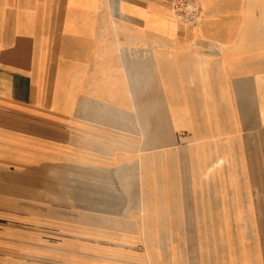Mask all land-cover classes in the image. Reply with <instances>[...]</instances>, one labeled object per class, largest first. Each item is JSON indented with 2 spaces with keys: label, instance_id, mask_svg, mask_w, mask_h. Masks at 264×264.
Here are the masks:
<instances>
[{
  "label": "crops",
  "instance_id": "1",
  "mask_svg": "<svg viewBox=\"0 0 264 264\" xmlns=\"http://www.w3.org/2000/svg\"><path fill=\"white\" fill-rule=\"evenodd\" d=\"M171 1L0 0V215L35 229L38 259L150 242L141 163L122 144L136 138L141 101L173 97L141 44L191 61L196 83H213L210 68L264 67L233 63L264 59V0H199L195 22L177 20Z\"/></svg>",
  "mask_w": 264,
  "mask_h": 264
},
{
  "label": "rangeland",
  "instance_id": "2",
  "mask_svg": "<svg viewBox=\"0 0 264 264\" xmlns=\"http://www.w3.org/2000/svg\"><path fill=\"white\" fill-rule=\"evenodd\" d=\"M149 48L141 44L142 65L154 61L157 90L173 99L141 101L122 153L141 163L139 223L150 242L125 236L102 244L108 252L38 259L35 229L2 214L0 264H264V67L210 68L213 83L202 84L191 61Z\"/></svg>",
  "mask_w": 264,
  "mask_h": 264
},
{
  "label": "built area",
  "instance_id": "3",
  "mask_svg": "<svg viewBox=\"0 0 264 264\" xmlns=\"http://www.w3.org/2000/svg\"><path fill=\"white\" fill-rule=\"evenodd\" d=\"M171 9L177 20L195 22L199 16V0H172Z\"/></svg>",
  "mask_w": 264,
  "mask_h": 264
},
{
  "label": "bare ground",
  "instance_id": "4",
  "mask_svg": "<svg viewBox=\"0 0 264 264\" xmlns=\"http://www.w3.org/2000/svg\"><path fill=\"white\" fill-rule=\"evenodd\" d=\"M174 15V14H173ZM175 17V16H174ZM176 18V17H175ZM254 151V150H253Z\"/></svg>",
  "mask_w": 264,
  "mask_h": 264
}]
</instances>
